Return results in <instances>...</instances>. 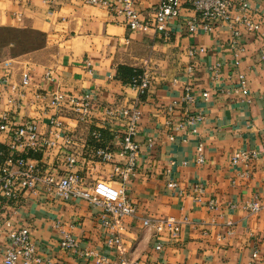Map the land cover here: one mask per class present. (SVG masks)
Here are the masks:
<instances>
[{
    "label": "crops",
    "instance_id": "obj_1",
    "mask_svg": "<svg viewBox=\"0 0 264 264\" xmlns=\"http://www.w3.org/2000/svg\"><path fill=\"white\" fill-rule=\"evenodd\" d=\"M158 1L135 0L151 25ZM182 1L180 18L171 21L165 33L132 30L123 16L87 0H0V30L44 36L42 45L26 50H16L17 40L7 42V51L0 54V107L10 108L9 97H14L22 103L16 121L32 120L39 112L32 104L35 95L53 88L94 91L97 122L104 105H139L136 140L141 147L135 173L125 181L114 179L115 184H125L138 207L137 215L125 217L122 243L128 256L142 264H264V208L253 211L244 205L255 197L264 202V35H246L237 59L228 25L190 31L186 20L195 13L188 0ZM257 7L255 17L264 21V0ZM201 45L206 52L189 55L190 48ZM134 69L150 77L143 94L129 85ZM47 70L56 76L51 84L43 76ZM25 71L32 75L27 87L22 85ZM240 73L246 75L248 95L235 91ZM188 88L194 101L183 100ZM206 91L207 99L202 96ZM196 112L205 115L203 122L176 126ZM42 120L43 131L46 116ZM64 120L82 152L76 168L90 179L109 176L112 163L92 153L93 123L68 113ZM118 124L103 126V142L118 146L112 134ZM5 137L0 132V147ZM200 143L203 162L197 160ZM252 148L260 153L249 166L232 161L237 151ZM65 155L54 148L47 161L64 170ZM170 180L178 185L169 186ZM197 182L204 187L202 193L194 188ZM24 194L17 213L10 203H0V262L7 244L6 216L18 225L29 223L40 250L51 252L61 264H92L60 246L62 230L71 231L84 246L114 256L115 250L104 243L99 207L86 200ZM142 216H185L187 221L179 240L166 239L156 249V230L144 225Z\"/></svg>",
    "mask_w": 264,
    "mask_h": 264
},
{
    "label": "built area",
    "instance_id": "obj_2",
    "mask_svg": "<svg viewBox=\"0 0 264 264\" xmlns=\"http://www.w3.org/2000/svg\"><path fill=\"white\" fill-rule=\"evenodd\" d=\"M263 0H188L194 15L187 18L186 23L190 31L202 27L204 31H211L215 25L226 23L231 30L230 45L234 55L239 58L244 49L246 35L262 33L264 35V21L257 20V4ZM88 3L109 9L123 16L132 30L147 32L154 28L167 33L171 21L180 18L182 0H159L154 13V25L142 18L141 12L135 5V0H87ZM205 46L192 47L188 50L190 56L199 52H206ZM192 70V67H189ZM91 71V70H90ZM48 84L56 80L51 70L44 72ZM32 75L29 71L23 74L22 85H30ZM5 81V80H4ZM150 84V77L145 72L135 73L129 80V85L145 93ZM13 91L16 87L12 85ZM235 91L244 95L249 94L248 81L244 73L239 74V85ZM207 99L209 92L202 93ZM94 91L74 93L53 88L46 93H38L32 104L36 106L38 115L29 121H16V116L22 111V103L14 97H9L10 108L0 107V132L5 133L4 146L0 147V203L2 200L13 205L12 212H18L26 198L24 194L43 195L47 199L61 198L64 200H86L99 207V219L104 230V243L115 250L114 256L83 245L79 237L69 230H62L60 246L71 251L78 257L91 261L92 264H142L139 258H131L123 248V234L125 231V217L137 215V204L128 196L125 184H115L114 179L125 181L135 173V166L140 151V143L136 140L139 118L142 109L139 105L124 106L121 104H107L101 109V120L93 117L94 104L97 103ZM183 100L194 101V96L188 88ZM176 103V102H175ZM13 104V105H12ZM72 115L81 122L93 123L91 129V146L94 157L112 163L109 176L90 179L76 168L78 155L82 154L74 138L73 129L66 123L64 116ZM46 116L44 130L40 129L42 118ZM205 115L196 112L186 115L176 124L184 127L187 124L198 125L203 122ZM119 123L113 129V140L118 143L103 142V126ZM173 138V135H170ZM54 148H59L65 155V169L60 170L51 166L47 158ZM197 160L203 162V144H199ZM258 149H244L237 151L232 161L243 162L249 166L251 160L259 156ZM127 157L125 162L121 160ZM249 168L244 171L248 174ZM168 185L176 187L178 181L170 180ZM194 188L202 193V183H195ZM200 200V195L197 196ZM211 207L214 201H209ZM244 205L253 211L264 208V202L258 198L246 200ZM140 217V216H139ZM146 226L156 230V249L162 247L166 239L177 241L181 238L185 216L156 217L142 216ZM3 225L7 231V244L3 260L0 264H61L51 252L40 250L32 233L29 223L16 224L6 216ZM258 250L253 252L257 256Z\"/></svg>",
    "mask_w": 264,
    "mask_h": 264
},
{
    "label": "rangeland",
    "instance_id": "obj_3",
    "mask_svg": "<svg viewBox=\"0 0 264 264\" xmlns=\"http://www.w3.org/2000/svg\"><path fill=\"white\" fill-rule=\"evenodd\" d=\"M10 40H17L20 44L16 50H26L29 48L40 46L44 43V36L33 31H5L0 30V54L7 51L6 44ZM11 52V50H10Z\"/></svg>",
    "mask_w": 264,
    "mask_h": 264
},
{
    "label": "trees",
    "instance_id": "obj_4",
    "mask_svg": "<svg viewBox=\"0 0 264 264\" xmlns=\"http://www.w3.org/2000/svg\"><path fill=\"white\" fill-rule=\"evenodd\" d=\"M11 30H13V29H11ZM8 31H10V30H8ZM37 33H39V32H37ZM41 34V33H40ZM130 70V69H129ZM135 73H141L139 70H137V69H134V71L132 72V71H130V74H129V80H130V78L135 74Z\"/></svg>",
    "mask_w": 264,
    "mask_h": 264
}]
</instances>
